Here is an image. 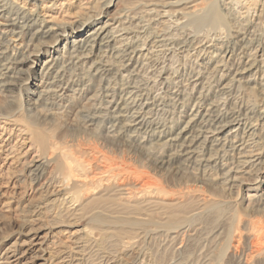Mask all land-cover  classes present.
<instances>
[{"label": "bare ground", "instance_id": "obj_1", "mask_svg": "<svg viewBox=\"0 0 264 264\" xmlns=\"http://www.w3.org/2000/svg\"><path fill=\"white\" fill-rule=\"evenodd\" d=\"M180 2L0 0V85L12 64L30 60L34 67L36 57L49 53L37 70L39 81L31 84L33 101H27V109L45 106L46 100H64L73 106L74 99L80 100L88 85L97 81V93L88 100L92 106L85 118L96 121L106 132L112 156L115 140L134 148H138V143L145 146L150 142L167 160H180L212 180L247 176L254 190L246 196L248 202L264 206V0H188L182 13L175 10ZM67 5H74V11ZM58 8H65V17L55 16L54 10ZM112 9L115 13L110 14ZM182 19L184 26L191 28L179 29ZM171 20L174 26H170ZM193 24L209 27L201 32L202 29H192ZM68 36L73 38L68 40ZM61 41L65 45L60 50L57 46ZM158 51L180 55L188 61V68L182 67L170 76L163 66L155 78L153 74L143 78L141 74L151 73L149 58ZM75 71L78 77L73 82ZM13 103L9 100L6 106H0V154L4 153L5 161L12 158L17 147V143H9L14 133L21 144L40 138L30 121L15 120L18 108ZM175 127L178 128L173 130ZM30 161L34 162L31 166L36 185L32 191L42 193L46 205L59 204L72 216L67 221H57L54 214L50 228L61 222L76 227L73 218L78 217V201L66 196L65 186H52L43 179L42 171H51L50 157H33ZM212 172L216 178L211 176ZM130 175L122 182L129 179L132 185H138V172L131 170ZM149 184L155 190L164 188L144 181L146 188ZM118 187L122 185L115 187L118 195L127 198L133 194H125ZM70 200L74 203L66 205ZM141 201L145 202L146 211L141 208L139 213L124 212L136 223L149 219L152 203L162 209L175 205L166 199ZM100 214L101 211H93L90 217ZM67 231L70 239L86 233L85 227ZM126 233L123 243L130 246L139 242L137 228ZM257 238L263 244L264 227ZM258 242L253 247L255 253L262 250ZM27 243L36 248L29 258H25L26 252L18 255L7 246L0 263L83 264L73 256L58 255L52 250L53 243L34 238ZM60 243L61 240L55 242ZM72 251L77 254L79 249ZM144 259L140 258L139 264ZM108 261L86 263L110 264Z\"/></svg>", "mask_w": 264, "mask_h": 264}, {"label": "rangeland", "instance_id": "obj_2", "mask_svg": "<svg viewBox=\"0 0 264 264\" xmlns=\"http://www.w3.org/2000/svg\"><path fill=\"white\" fill-rule=\"evenodd\" d=\"M139 1L129 0L132 3ZM180 1L175 10L182 13L188 6V0ZM66 7L74 11V5ZM59 8L54 10V14L61 19L65 8L63 11ZM109 13H115V9ZM181 21L179 29L190 27L184 26L185 19ZM207 25L193 24L192 29L204 32L209 27ZM170 26H174L172 20ZM72 38L68 36L67 39ZM64 45L61 41L57 47L61 50ZM157 53L149 58L151 73L141 74L143 78L152 74L155 78L163 66L170 76L182 67L188 68V61L176 53L171 56L165 51ZM48 55L36 57L34 67H31L30 60L25 64H12L0 85V106L4 107L9 100H13L14 107L18 108L15 120L30 121L40 133L38 141L26 144L17 141V133H14L9 140L11 145L17 143L12 158L5 161L4 153L0 154V256L9 246L7 248L15 250L18 255L26 252L25 258H29L36 248L27 242L34 238L53 243L52 250L58 255L66 258L73 256L83 264L96 263L101 259H109L110 264H133L136 261L139 264L143 257V264H264V242L261 244L257 238L264 227V206L248 202L246 196L254 190L247 176H238L234 180L229 177L212 180L202 176L195 167L183 165L180 160H167L160 149L150 146V142L145 146L138 143V148H134L115 140L112 156L108 151L110 139L106 132L96 125L99 123L85 118L92 106L88 100L97 93V81L88 85L80 100L74 99L73 106L64 100H46L45 106L27 109V101H33L31 86L40 79L37 70ZM74 76L72 80L76 82V71ZM19 105H23L21 109ZM85 106H88L87 109ZM161 109L167 112L163 107ZM5 136L6 133L2 140ZM33 157L37 160L50 157L51 171L43 170V179L46 178L52 186H65L66 196L78 201V217L73 218L76 227L61 222L57 227L50 228V222L55 221L52 219L54 214L57 221H67L72 216L66 214L65 207L63 209L59 204L46 205L44 195L32 191V187H36L31 166L34 162L30 161ZM131 170L138 172V185H132L129 179L122 182L128 175L131 178ZM118 172L121 175H114ZM211 176L215 177L213 172ZM143 180L164 188L155 190L151 184L146 188ZM119 184L122 188L118 189H123L125 194H133L127 198L118 195L115 187ZM163 199L172 200L175 205L162 209L158 204H150L152 214L146 222L136 223L124 213H139L141 208L146 211L145 202L141 200ZM70 203L74 202L66 205ZM93 211H101V214L90 217ZM192 213L194 215L190 217ZM81 227H85V235H77L76 240L67 237L70 235L67 230ZM135 228L138 229L139 242L130 246L123 243L127 240V230ZM59 240L62 243L56 245ZM257 240L262 249L259 253L254 251ZM77 249L79 252L75 254L72 250Z\"/></svg>", "mask_w": 264, "mask_h": 264}]
</instances>
